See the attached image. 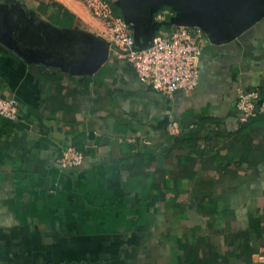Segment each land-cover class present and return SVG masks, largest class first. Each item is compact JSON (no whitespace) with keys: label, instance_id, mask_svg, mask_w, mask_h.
Returning <instances> with one entry per match:
<instances>
[{"label":"crops","instance_id":"0c3cea01","mask_svg":"<svg viewBox=\"0 0 264 264\" xmlns=\"http://www.w3.org/2000/svg\"><path fill=\"white\" fill-rule=\"evenodd\" d=\"M173 6L114 0L148 37L190 23ZM202 31L198 86L168 96L111 52L58 66L109 42L83 1L0 0V95L20 111L0 115V264H264V15ZM240 90L260 93L246 122ZM69 146L86 157L63 169Z\"/></svg>","mask_w":264,"mask_h":264},{"label":"built area","instance_id":"2783aa9c","mask_svg":"<svg viewBox=\"0 0 264 264\" xmlns=\"http://www.w3.org/2000/svg\"><path fill=\"white\" fill-rule=\"evenodd\" d=\"M94 17L101 20L109 37L110 52L127 63L137 78L147 86L173 96L191 92L200 81V59L203 53V31L199 27L183 26L175 30H160L146 46H138L131 24L116 12L114 0H81ZM258 90H240L236 107L239 120L248 121L257 113ZM0 115L12 121L20 116L18 102L0 95ZM171 132H178L180 124L172 121ZM86 157L83 148L69 146L57 159L59 167L70 169L80 165Z\"/></svg>","mask_w":264,"mask_h":264},{"label":"water","instance_id":"95a60500","mask_svg":"<svg viewBox=\"0 0 264 264\" xmlns=\"http://www.w3.org/2000/svg\"><path fill=\"white\" fill-rule=\"evenodd\" d=\"M159 0H127L130 6L139 11L142 18L141 6L146 3L150 8ZM161 1V0H160ZM170 2L183 17L189 18L187 26L199 27L209 35L222 36L226 40L241 29L249 27L264 15V0H163ZM149 9V8H148ZM125 18V17H124ZM129 23L130 21L125 18ZM142 22V20H141ZM140 22V23H141ZM131 24V23H130ZM138 46H146L156 34V29L147 35L139 29L140 25H132ZM90 48L83 51L81 64L71 66L58 63L66 71L76 74L92 73L107 59L110 52L109 42L89 38ZM84 48V47H83ZM29 61L48 63L41 54H31L26 57Z\"/></svg>","mask_w":264,"mask_h":264}]
</instances>
